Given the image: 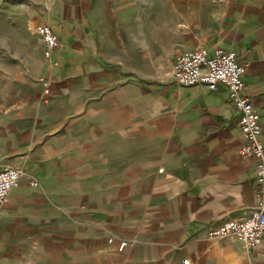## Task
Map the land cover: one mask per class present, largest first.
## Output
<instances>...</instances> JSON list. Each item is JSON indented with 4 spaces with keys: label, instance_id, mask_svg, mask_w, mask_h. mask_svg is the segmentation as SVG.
<instances>
[{
    "label": "crops",
    "instance_id": "0c3cea01",
    "mask_svg": "<svg viewBox=\"0 0 264 264\" xmlns=\"http://www.w3.org/2000/svg\"><path fill=\"white\" fill-rule=\"evenodd\" d=\"M27 10L32 50L21 63L0 53V169L39 187L21 179L1 205L0 264H264V236L248 252L207 235L258 206L228 89L172 78L180 54L236 53L264 145V0H29ZM41 23L58 37L57 65L29 30Z\"/></svg>",
    "mask_w": 264,
    "mask_h": 264
},
{
    "label": "built area",
    "instance_id": "2783aa9c",
    "mask_svg": "<svg viewBox=\"0 0 264 264\" xmlns=\"http://www.w3.org/2000/svg\"><path fill=\"white\" fill-rule=\"evenodd\" d=\"M29 30L37 36L43 55L51 65L52 53L59 46L57 35L51 28L41 23ZM245 71L243 65L237 62L236 53L214 48L209 55L207 49L199 47L194 51L177 56L173 63L172 78L180 85H202L208 90H215L218 85H224L229 92V98L238 111V125L242 138V145L238 150L240 155H250L255 160V187L254 194L258 202L247 217L242 220H225L208 229L209 239H221L227 236L236 238L242 243L245 250L250 252L256 248L264 236V145L260 141L261 125L259 115L254 110L244 91L242 75ZM46 93L48 82L43 81ZM21 179L26 180L32 188L39 187L38 181L28 172L13 167L0 169V207L8 197L11 190L18 187ZM112 238H109V242ZM132 243L120 240L118 248L122 250Z\"/></svg>",
    "mask_w": 264,
    "mask_h": 264
},
{
    "label": "rangeland",
    "instance_id": "374dc122",
    "mask_svg": "<svg viewBox=\"0 0 264 264\" xmlns=\"http://www.w3.org/2000/svg\"><path fill=\"white\" fill-rule=\"evenodd\" d=\"M28 5L29 0H0V53L20 63L22 49L31 51L33 47L25 35L29 32L26 30Z\"/></svg>",
    "mask_w": 264,
    "mask_h": 264
}]
</instances>
